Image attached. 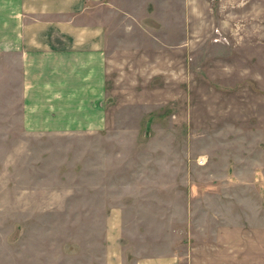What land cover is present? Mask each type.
<instances>
[{
	"label": "rangeland",
	"instance_id": "374dc122",
	"mask_svg": "<svg viewBox=\"0 0 264 264\" xmlns=\"http://www.w3.org/2000/svg\"><path fill=\"white\" fill-rule=\"evenodd\" d=\"M88 9L106 36L101 130L24 129L0 64V264L264 260V0Z\"/></svg>",
	"mask_w": 264,
	"mask_h": 264
},
{
	"label": "crops",
	"instance_id": "0c3cea01",
	"mask_svg": "<svg viewBox=\"0 0 264 264\" xmlns=\"http://www.w3.org/2000/svg\"><path fill=\"white\" fill-rule=\"evenodd\" d=\"M96 0H0V64L16 77L22 126L46 133L97 132L106 110L105 30ZM264 61V60H263ZM15 79V80H16ZM108 251V256H112ZM189 251L187 264H244L243 257ZM218 253V252H217ZM127 264H182L180 253L137 257ZM254 264H264L257 258Z\"/></svg>",
	"mask_w": 264,
	"mask_h": 264
},
{
	"label": "built area",
	"instance_id": "2783aa9c",
	"mask_svg": "<svg viewBox=\"0 0 264 264\" xmlns=\"http://www.w3.org/2000/svg\"><path fill=\"white\" fill-rule=\"evenodd\" d=\"M200 162V161H199Z\"/></svg>",
	"mask_w": 264,
	"mask_h": 264
}]
</instances>
